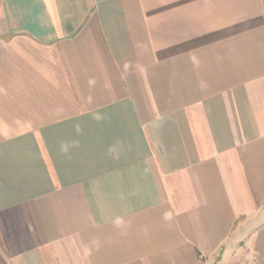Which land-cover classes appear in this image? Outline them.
<instances>
[{"label": "crops", "instance_id": "0c3cea01", "mask_svg": "<svg viewBox=\"0 0 264 264\" xmlns=\"http://www.w3.org/2000/svg\"><path fill=\"white\" fill-rule=\"evenodd\" d=\"M0 264H264V0H0Z\"/></svg>", "mask_w": 264, "mask_h": 264}]
</instances>
